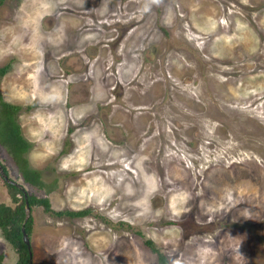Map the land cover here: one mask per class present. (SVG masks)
<instances>
[{
	"label": "rangeland",
	"instance_id": "1",
	"mask_svg": "<svg viewBox=\"0 0 264 264\" xmlns=\"http://www.w3.org/2000/svg\"><path fill=\"white\" fill-rule=\"evenodd\" d=\"M18 1L41 15L57 2L68 6L58 16L72 26L81 24L78 12L93 9L86 40L112 34L92 25L109 15L98 1ZM126 1L111 0L109 9ZM127 7L134 29L108 44L119 53L111 58L105 45L85 58L86 78L71 99L85 105L69 111L56 81L43 93L27 74L0 78L4 101L33 104L16 121L30 143L24 157L50 190L23 182L0 145L8 178L46 196L53 211L88 209L68 217L32 206V264H159L145 238L171 264H264V0H130ZM4 24L1 33L18 34L24 22ZM12 46L0 41V65L10 48L25 59ZM99 102L119 125L116 143L98 122L74 129ZM0 202L14 205L1 175ZM0 254L1 264H16L1 233Z\"/></svg>",
	"mask_w": 264,
	"mask_h": 264
},
{
	"label": "flooded vegetation",
	"instance_id": "2",
	"mask_svg": "<svg viewBox=\"0 0 264 264\" xmlns=\"http://www.w3.org/2000/svg\"><path fill=\"white\" fill-rule=\"evenodd\" d=\"M56 1L57 0H53V2ZM85 1L88 6L89 0ZM96 1L99 2L97 5L99 4L101 9L103 7H107V10H109V15L106 17V20L94 22L92 25L98 23V25L102 27L103 31V28H106L105 33L111 31L112 34L108 33L107 35H102L104 33L102 32L101 35L99 34V37L96 38L95 42H93L94 40L88 42L86 40L87 30L89 29L88 19L89 16H92L91 14L93 9L91 12L88 10V8L78 12L79 15L77 17L81 20V24L79 26H72L71 23L65 24V22H62L58 15L62 13L69 14L73 9L68 6H64V10H62V6L57 5L58 2L54 8L49 7V10L51 9L49 14L41 15L38 14V12L37 14H34L36 11L33 10V7L31 6H23L22 8L20 5L22 4V1L0 0V24L4 21L6 23L4 24V27H9L8 25L13 26L15 22H17L21 17L24 22V24H21V30L18 32V34L12 32L11 30H4L2 31L4 36H2V33L0 32V41L4 45H8V43L13 41L15 46L12 47H16V50L22 48L21 52L26 54L25 59H20L16 51L10 48L8 60L0 65V78L8 75L9 78L19 76V74L15 75L17 72H20L21 74H27V76L34 78L33 81L35 87H39L43 93L48 91V88L52 82L56 81L65 88L67 102H65L64 98L63 101L64 105L67 106L69 111L72 105H85L87 102H71L72 97L76 96V88L80 83L78 80L83 81L86 78H80L86 69L85 58L96 55L99 51V47H103L105 45L108 55L111 58H114L111 53L114 52V55H117L119 53L117 52L118 49H111L108 44H114L119 41V35L124 36L126 29L128 30L129 34L131 33V29H134L130 28L133 25L130 24L132 22L130 21V18L134 19V17H132L131 14L129 16L126 15L129 10L127 3L130 0L126 1L127 3L124 7L118 6L115 2L114 9L112 10L109 9L111 0H93L89 5H96ZM9 3H11V7H7V12L4 13L3 5L8 6ZM129 12H131V9ZM25 15H33V17L36 18V22H31L30 18L27 19V17H24ZM90 19L92 20L91 17ZM30 24L32 26L27 28V26ZM39 36L40 38H38ZM33 51H35V54H33ZM11 73L13 75H10ZM78 77L80 79H78ZM7 103L17 106V112L23 109H29L33 106L32 103H27L25 106H23V108H21V106L18 104H13L10 102ZM50 106L51 104L49 103L46 107L48 108ZM101 106H104L103 102L97 103L95 112L82 116L83 121L76 123L75 126L77 127H74V129L76 132H86L87 130H93V128H96L97 126L96 122H98L102 129V135L108 141L116 143L118 141L114 138L113 134L120 131L119 125L115 124L107 116V113H105L107 109H103ZM98 109L103 110H100V112L97 113ZM72 126L73 125L70 123L68 128Z\"/></svg>",
	"mask_w": 264,
	"mask_h": 264
},
{
	"label": "trees",
	"instance_id": "3",
	"mask_svg": "<svg viewBox=\"0 0 264 264\" xmlns=\"http://www.w3.org/2000/svg\"><path fill=\"white\" fill-rule=\"evenodd\" d=\"M17 108V106L5 102L0 95V145L15 164L23 182L37 189H44L45 193H47L50 190L49 186L43 182L38 170L31 168L24 157L30 147V143L20 134V128L16 121ZM0 166L2 172L7 175L5 167L2 164ZM2 180L7 189V194L14 205L10 206L0 202V233L15 250L17 256L16 264H27L28 260L27 248L21 237V224L25 217L24 208L26 205L28 206V212L23 229L28 237L32 227V217L29 213V209L32 206H40L43 212H49L56 216L80 217L88 213V209L53 211L46 196L37 197L26 193L17 184L8 182L3 178ZM143 243L155 254L159 264H171L167 261L165 255L153 245L150 239H143ZM1 260L2 255L0 254V264Z\"/></svg>",
	"mask_w": 264,
	"mask_h": 264
},
{
	"label": "water",
	"instance_id": "4",
	"mask_svg": "<svg viewBox=\"0 0 264 264\" xmlns=\"http://www.w3.org/2000/svg\"><path fill=\"white\" fill-rule=\"evenodd\" d=\"M0 175L1 177L8 181V182H12L10 179H8L7 175H5L2 170H1V166H0ZM12 183H15V182H12ZM16 184V183H15ZM23 189V188H22ZM24 211H25V217L22 221V224H21V237H22V241L23 243L25 244L26 248H27V253H28V260H27V264H32V255H31V250H30V243H29V237L27 236V234L25 233L24 229H23V224H24V221L27 217V212H28V206L26 205L25 208H24Z\"/></svg>",
	"mask_w": 264,
	"mask_h": 264
}]
</instances>
